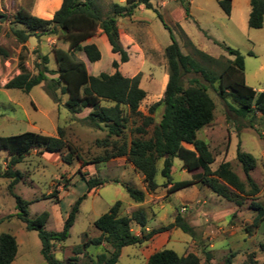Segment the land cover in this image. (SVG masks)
I'll return each mask as SVG.
<instances>
[{
  "label": "rangeland",
  "instance_id": "1",
  "mask_svg": "<svg viewBox=\"0 0 264 264\" xmlns=\"http://www.w3.org/2000/svg\"><path fill=\"white\" fill-rule=\"evenodd\" d=\"M219 1L165 0V4L162 1H153L154 9L140 7L132 18L118 19L120 28L124 30V47L130 48V60L122 64L120 70L130 78L141 75V87L147 92V97L139 108L143 115L149 116V108L164 98L169 81L165 50L172 43L171 33L184 55L194 58L203 68L217 75L222 72L228 61L234 60L222 46L238 50L244 56L247 84L256 91L264 90V26L262 29L249 27L250 0H233L230 16L224 13ZM96 4L106 18L111 16L110 5H126V0H96ZM61 6L59 0H0V15L8 17V20H0V48L7 55H0V137L26 132L57 136L58 129H62L67 143L77 149L83 161L91 163L83 166L82 162L75 158L71 165L65 164L61 157L68 154L67 149L63 150L62 154L41 153L39 149L32 151L23 163L15 167V170L23 175L15 187V193L30 203L29 218L35 219L48 212L50 217L45 230L59 232L74 203L84 194H88V187L83 178L107 182L98 192L93 190L89 193L83 201L68 239L54 245L56 260L62 264L71 263L75 247L100 235L94 222L108 213L117 202H121V215L143 210L147 214V224L150 227L166 226L172 221L176 208L192 227L191 221H196L197 227H193L194 238L176 229L163 249L173 250L179 255L194 253L200 258V264H224L232 253L235 254L232 264H264V251L261 250L264 246V222L259 228H250L257 216V212L251 208V200L246 199L242 207H236L234 203L218 198L207 187L198 185L199 188H186L175 195L168 194L167 188L161 187L155 193L147 194L142 205L136 204L122 185L110 182L117 179L142 190L143 187L146 188L142 176L129 164L125 167L124 158L92 164L95 158L104 154L105 149L97 145V140L105 139L108 131L90 126L85 119L90 110H84L77 115L71 114L66 108L69 97L62 93V86H58L54 93L47 89L48 82L58 79L56 74H50L48 82L36 86L29 94L4 88L20 74L21 63L28 67L32 75H36L39 55L49 57L50 70L57 69L53 49L59 41L40 36L33 37L22 45L11 31L10 21L13 16L20 9H27L32 15L51 20ZM16 27L24 29L20 25ZM101 33V30H97L96 45L102 54L99 62H88L82 53L74 55L76 60L87 63L93 76L114 73L112 63L120 59L119 56L112 55L109 43L106 38H101ZM197 51L204 52L219 63L202 58ZM194 79L208 86V94L215 103V120L198 134L199 139L209 144L215 158L211 165L212 170H216L222 162H229L234 172L244 180L237 155L239 150L252 155L257 161V166L251 176L261 188L255 202L264 207V116L257 115L254 119L245 120L238 118L233 108L238 109L239 106L230 97H221L217 84L216 90L200 74L190 73L184 78V86H190ZM162 114L163 107L160 106L152 115L154 125L160 122ZM141 125L140 117L129 121L124 133L127 140L138 136L134 130ZM153 128L154 126L148 129L146 138L152 135ZM186 147L194 150L190 145ZM7 162V154L0 151V171L6 170ZM172 178L177 182L196 181L193 174L184 170L183 163L178 158L174 159ZM157 180L161 183L163 179L159 175ZM9 183V179L0 177V235L9 233L17 240L18 252L14 264H47L42 256L39 234L36 231H28L16 216L19 211L14 198L8 192ZM52 193L56 197L44 198ZM185 198H193V201L187 203ZM209 198L215 200L210 201ZM198 200L200 202H197ZM204 200L207 201L206 204H203ZM157 205H163L164 208L158 209ZM213 210H219L220 218L217 216V219L211 220L209 213ZM159 216L164 218L162 222L157 221ZM211 222L220 223L218 226L222 229H209ZM132 228L134 233L139 230L135 225ZM248 228L250 232L247 231ZM209 230L212 237H206V234L210 233ZM155 245L157 242L152 239L140 246L125 247L117 264H147L148 257L162 249L161 246L154 248ZM109 249L107 244L92 245L78 257L77 264H93L97 255L108 252ZM207 254L212 257L210 263L207 262Z\"/></svg>",
  "mask_w": 264,
  "mask_h": 264
},
{
  "label": "trees",
  "instance_id": "2",
  "mask_svg": "<svg viewBox=\"0 0 264 264\" xmlns=\"http://www.w3.org/2000/svg\"><path fill=\"white\" fill-rule=\"evenodd\" d=\"M59 1L60 4L62 1V6L59 11L54 12L55 15L53 13L54 17L51 20L41 19L32 15L27 9H20L10 21L13 36L22 45L31 38L40 36L55 38L59 41L53 49L57 63L56 71L50 70V59L47 55H39L40 62L36 65V75H32L28 67L21 63L20 74L9 81L4 88L21 90L29 94L36 86L48 82L50 74H56L58 79L48 82L47 89L54 93L58 90V86H62V93L69 97L66 108L71 114L77 115L84 110H90L85 118L90 126L108 131L105 139L97 140V145L105 149L104 154L95 158L92 164L125 158L143 177L146 191L117 179L110 182L122 185L134 203H144L147 194L155 193L161 187L167 188L168 194L173 195L196 183H201L215 195L234 203L237 207H242L246 199L251 200V208L257 212V216L250 228H259L264 222V207L255 202V197L261 191L260 186L251 176V172L257 166L256 159L239 150L237 161L244 173V180L234 172L229 162H222L216 170H212L211 165L215 158L209 144L199 139L198 134L215 120V103L208 94V86L201 84L200 81L194 79L190 86H184L186 75L200 74L216 90L217 84L221 97H230L239 106L238 109L233 108L238 118L245 120L254 119L257 115L264 116V92H258L247 84L244 56L238 50L222 46L230 56L234 57V60L228 61L222 72L217 75L203 68L194 58L184 55L170 32L172 43L165 50L169 69L165 95L162 101L149 108V116H145L139 111L141 103L147 97V92L141 87V75L130 78L123 75L120 70L122 64L129 62L130 55L129 48H125L122 42L118 19L132 18L138 8L154 9L153 1L165 0H126V5L112 4L110 5L111 16L106 18L103 17L96 0ZM232 2L233 0L219 1L220 7L227 16L231 15ZM250 6L249 27L262 29L264 0H250ZM159 18L163 21L160 15ZM0 20H8V17L0 15ZM18 25L23 26L24 29L16 27ZM165 27L169 29L166 25ZM97 30L102 31L111 47V52L120 58L119 61L112 63L114 69L112 74L101 73L93 76L86 62L74 58L75 54L82 53L92 64L101 60L102 54L98 46L88 43L96 37ZM197 52L202 58L219 63L204 52ZM0 55L7 56L2 48H0ZM160 106L163 107L162 118L154 125L152 115ZM134 117H140L142 125L134 130L138 136L129 141L124 133L129 121ZM152 126H154L152 135L146 138L148 129ZM186 145L192 146L194 150L188 149ZM38 149L41 153L50 154H62L63 150L67 149L68 154L61 157L67 165H71L75 158L80 160L83 166L91 163L83 161L77 149L67 143L62 129H58L57 136L26 132L0 137V151L8 156L6 170L0 171V177L10 180L8 192L16 202V208L19 211L16 216L25 224L28 231H36L39 234L45 262L62 264L55 258L54 245L68 239L83 201L87 199L89 193L103 187L107 182L83 178L88 187V194H84L74 203L61 231L47 232L45 226L50 217L49 213L44 212L35 219H30V203L15 193V187L23 177L20 171L15 170V167L23 163L32 151ZM176 158L182 161L184 170L193 174L196 181L173 180L172 173ZM159 175L163 179L161 183L157 180ZM54 197L56 195L52 193L44 198ZM122 206L121 202H117L108 213L94 222L100 235L75 247L74 257L68 264H77L78 257L92 245L107 244L110 248L108 252L97 255L93 264H117L123 248L146 244L156 235L173 229H180L192 238L195 237L194 228L180 212L173 223L147 233V214L143 210H135L130 215H121ZM134 225L140 228V236L133 232ZM250 228L247 229L248 232ZM261 250L264 251V246ZM17 252L16 238L9 233L1 234L0 264H14ZM234 257L235 254L232 253L224 264H232ZM211 260L212 257L207 254V262L210 263ZM200 263V258L194 253L179 255L170 249L155 251L147 260V264Z\"/></svg>",
  "mask_w": 264,
  "mask_h": 264
},
{
  "label": "crops",
  "instance_id": "3",
  "mask_svg": "<svg viewBox=\"0 0 264 264\" xmlns=\"http://www.w3.org/2000/svg\"><path fill=\"white\" fill-rule=\"evenodd\" d=\"M163 2V4H165V2L164 1H162ZM61 3H62V1H61ZM41 18V17H40ZM119 25V24H118ZM119 28H120V26H119ZM102 32V31H101ZM120 32H121V34L123 35L124 34V30H122L121 28H120ZM102 34V33H101ZM103 40H104V38H106L104 35L101 37ZM98 39V36H96L95 38H93V39H91V40H89L88 41V43L89 44H95L96 45V40ZM123 42V41H122ZM125 48H127L128 49V47H125ZM130 49V48H129ZM129 49H128V51H129ZM109 50H110V52H111V47H110V45H109ZM112 53V52H111ZM112 55L115 57V56H118V55H116V54H113L112 53ZM53 56H54V58H55V54H53ZM115 61H117V59L115 60ZM258 92H264V90H258ZM124 166L126 167L128 164L130 165V167L135 171V169H134V167L130 164V163H128L127 161H126V159L124 158ZM136 172V171H135ZM140 176V175H139ZM142 179H143V177H142ZM198 185H202L201 183L199 184V183H196V184H194L193 186H191V187H196V186H198ZM200 186H198V188L200 187ZM204 186V185H203ZM190 188V187H189ZM142 190L143 191H146V188L145 187H143L142 188ZM96 192H98L99 190L98 189H96L95 190ZM178 193V192H177ZM177 193H175V194H177ZM174 194V195H175ZM218 198H221V197H219V196H217ZM193 198H191V199H188L187 200V198H185V200H186V202L188 203V202H190V201H193L192 200ZM215 200V198H209V200ZM221 199H223V198H221ZM194 200H196L195 198H194ZM210 200V201H211ZM225 200V199H224ZM197 202H200V200H198ZM229 202V201H228ZM207 203V201L206 200H204L203 201V204H206ZM211 204H214V203H211ZM210 203H209V205H211ZM140 205H142V204H140ZM188 205V204H187ZM213 206H216V205H213ZM236 206V205H235ZM237 207V206H236ZM156 208H161V209H163L164 207H163V205H157V207ZM216 208H217V206H216ZM185 209V208H184ZM210 212V211H209ZM175 214H173V218H172V221L171 222H169L168 224H170V223H173L174 222V219H175V217H176V215L178 214V210H177V208H176V210H175V212H174ZM219 210H216V211H211L210 213H209V217H211V220H212V218H216L217 219V216L220 218V215H219ZM225 217L227 216V215H224ZM185 218V217H184ZM164 220V218L162 217V216H159V218H158V220L157 221H159V222H162ZM167 224V225H168ZM191 224L193 225V227L195 226V227H197V223H196V221H191ZM218 224H220V223H218V222H215V223H209V229H212V227H213V229H215V230H220V229H222V227H220V226H218ZM136 226V225H135ZM161 226H157V227H150V226H148V224H147V227H146V232L147 233H149L151 230H153V229H157V228H160ZM136 228H138L139 230H140V228L138 227V226H136ZM136 231L135 232V234L136 235H139V232L140 231ZM176 229H173V230H171V231H169V232H165V233H162V234H159V235H156L155 237H153L152 239L153 240H155L156 242H157V245H155L154 246V248H156L157 246H161L162 247V249H163V247L166 245V243L168 242V241H170V239L172 238V234H173V232L175 231ZM208 232H210V233H207L206 234V237H212L210 234H211V231L209 230ZM151 239V240H152ZM150 240V241H151ZM152 242H154V241H152ZM151 242V243H152ZM161 249V250H162ZM158 251V250H157Z\"/></svg>",
  "mask_w": 264,
  "mask_h": 264
}]
</instances>
